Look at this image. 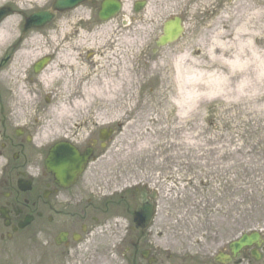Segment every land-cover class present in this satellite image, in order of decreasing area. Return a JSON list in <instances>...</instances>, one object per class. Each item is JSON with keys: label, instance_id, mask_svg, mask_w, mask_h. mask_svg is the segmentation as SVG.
<instances>
[{"label": "rangeland", "instance_id": "374dc122", "mask_svg": "<svg viewBox=\"0 0 264 264\" xmlns=\"http://www.w3.org/2000/svg\"><path fill=\"white\" fill-rule=\"evenodd\" d=\"M51 2L52 0H0V7L9 5L15 11L0 25V31L7 33L6 39L0 44V65L2 60H6L0 67V143L4 134L12 136L17 130L12 124L16 122L18 111L26 107L25 104L31 105V109L26 110L28 117L25 124L29 126L25 131L32 132L34 136H37L43 126L47 125L45 117L53 115L57 120L64 108L67 117L63 118V122L67 125L66 128L71 129L72 132L82 129L79 133L84 136L83 138L89 137V131L95 132L96 138L101 131L109 132L115 129L119 131L114 142L115 148L96 164L97 168L109 171L120 169L125 173L133 172L138 177H142V172L153 171V167L151 169L146 167L151 158L161 155L172 156L176 153L172 158L180 163H188L189 168L196 175L195 191L213 192L212 196L216 204L231 211H234L238 202L236 165L241 162L243 229L254 227L257 221L263 222L264 80L257 81L254 79L255 76L251 75L252 79L248 80V85L240 95L235 75L221 83L223 76L229 75L228 69L225 67L221 70L211 69L208 76L215 74V79L218 76L216 86L220 91L215 95H207L204 89L198 91L200 87L204 88L203 82H191L190 91L198 94L194 97L195 110L188 109L186 104L181 111L176 105L177 101H186L178 91L179 87L187 88L188 83H184L189 72H186V69L193 67V74L201 76L209 72L206 71L205 65L210 62L207 58L210 40L215 38L218 32H223V23H230V20H226L228 17H231L232 23L235 21V12L240 10L242 5L249 7L247 12L250 15L252 10L250 7L254 0H209L208 4L206 0H122L123 10L120 14L107 22L108 25L103 26L94 37L98 34L100 38L106 36L115 26L122 27L123 20L126 19L124 27L127 28L122 27V29L128 31V34L116 35V38L131 40L130 44L137 47L136 51L127 53V60L129 59L131 63L129 71L131 69L132 73L128 71L126 79L120 75L118 80L112 79V83L106 89V93H113L110 97L106 94L102 98L90 99L89 96L85 98L87 105L80 108L73 105V100L68 101L65 98L67 95L76 97L85 94L79 89L78 84L82 81L80 78L69 80V89L66 90L62 86V81L46 88L43 81L48 80L46 78L48 74L44 77L34 76L30 69L32 68L30 62L34 59L32 57L26 59L27 57L22 55L31 50L37 51V54L41 51V54L54 52V60H59L52 47L53 37H58L63 25L69 24L70 35L75 32L73 29L77 28L75 24L78 15L70 13L60 15L61 17L56 18L42 31L30 30L21 37L23 15L28 16L35 10L46 9ZM136 2L144 3L137 14L133 10ZM204 3L206 6L203 5ZM218 3L220 7L222 6L221 10L218 8ZM258 10H260L259 4L255 7V11ZM175 16L182 19L181 24L186 28V32L178 42L185 45H179V50L172 49V46H176V42L156 50L155 41L161 35L162 24ZM92 18L94 20L97 18L96 12L92 13ZM209 23L212 29L207 31L206 27ZM101 25L102 23L99 26ZM230 30L231 32L234 30L232 25ZM39 33L42 38L38 36ZM76 35L78 36L79 33ZM262 38L260 43L264 46V35ZM35 40L40 41L35 42ZM36 43L40 45L29 48ZM124 45L129 46L127 43ZM245 51L244 55H246ZM120 52L118 50L116 56H119ZM181 53L188 58L182 60V71L178 73L175 70V63ZM208 65H211V62ZM51 69L54 71V68ZM115 70L119 71L117 66ZM30 79L38 81L39 84L31 85ZM45 98L50 100L45 101ZM64 102L66 105H62ZM37 118L38 124H35ZM110 119L111 123H107ZM55 128L56 126L46 128V136L53 138ZM174 143L178 144L174 146ZM26 147L24 146L23 152L27 151ZM155 147L159 149H154ZM148 148V151H142ZM170 148H175L177 151H171ZM18 149L21 151L20 148ZM7 151L9 146L0 149V160L4 165L9 166L13 154ZM18 160L19 158L16 162L11 161L10 164L16 166ZM20 160L22 163L25 159L21 157ZM153 161L151 163L154 165L155 161ZM127 163L138 164L126 166ZM155 163L157 165V162ZM32 165L28 159L27 167ZM138 166H143L144 169L140 170ZM20 169L23 171L25 168H19L18 171H21ZM119 179L123 180L122 176ZM184 190H187L186 186ZM196 195L197 193L195 198L191 197L194 198L195 204L199 203L203 208L200 202L202 197ZM167 198H170V193ZM171 200L173 199L169 201ZM181 200L182 198L179 202ZM218 206L213 208L217 209Z\"/></svg>", "mask_w": 264, "mask_h": 264}, {"label": "flooded vegetation", "instance_id": "af4514ba", "mask_svg": "<svg viewBox=\"0 0 264 264\" xmlns=\"http://www.w3.org/2000/svg\"><path fill=\"white\" fill-rule=\"evenodd\" d=\"M102 2L90 0L75 9L77 31L92 32L100 25ZM78 55L83 60L87 52ZM45 57L48 64L39 75L30 68L34 76L43 73L55 54ZM23 130L12 136L3 132L1 137L0 149L9 146L11 161L19 160L16 166L9 161L0 168V264H264V221L254 227L262 241L250 248L232 247L245 232L241 162L236 165L238 202L231 211L216 204L213 192L195 191L196 175L188 163L172 158L176 153L151 158L146 167L154 172H142V177L97 168L115 148L116 129L102 131L97 138L89 131L83 138L82 129L72 132L65 127L38 147L33 146L36 135ZM58 143L75 148L76 166L59 169L57 160L46 165L50 149ZM196 193L203 208L195 204Z\"/></svg>", "mask_w": 264, "mask_h": 264}, {"label": "bare ground", "instance_id": "6f19581e", "mask_svg": "<svg viewBox=\"0 0 264 264\" xmlns=\"http://www.w3.org/2000/svg\"><path fill=\"white\" fill-rule=\"evenodd\" d=\"M208 1L209 0H206L207 4ZM258 4L260 5V10L256 12L255 7ZM203 5H205V3ZM218 8L219 10H221L222 8V6L220 7L219 3ZM248 8V6L242 5V8L235 12V21L232 23L231 17H228L226 20H230V23H223V32H218L217 35H215V38L210 40L211 43L208 46L209 52L207 53V58L208 61L211 62V65H208L210 62L205 65L206 71L209 72L201 76L193 74V67L186 69V72H189V75L186 77L184 83H188L187 88L179 87L178 89L179 94L186 101L181 100L176 102V105L181 108V111H183V109L186 107V104L188 105V109L195 110L196 102L194 100V97L198 96V94L196 95L194 92L190 91L191 82H203L204 88L202 86L198 91L204 89L207 91V95H215L220 91V88L216 86V83L218 82V76L216 77V79L214 78V76H216L215 74L208 76V74L211 73V69L221 70L224 67L228 69L229 75H224L223 80H220L221 83L230 80L235 75V77L237 78V90L240 95H242L245 87L248 85V80L252 79L251 75L255 76L254 79H256L257 81L264 80V49L262 48L264 46L260 43V41L263 40L262 37L264 35V0H254V3L251 4L250 7L252 9L250 15H248L247 12ZM124 21L127 22L126 19H124ZM106 25H108L107 22L102 23L101 26L96 27L92 32H87L86 30L81 29L77 31V34L79 33V35H76L72 38L70 35L71 31L68 29L69 24L67 26L63 25V30L59 33L58 37H53L52 40L54 44V46L52 45V47H54L55 51L57 52L56 57L59 60H53V62L39 76L44 77L48 74V76L46 77L48 80L46 82H44L45 80L43 81L44 87L47 88L52 86L54 83L62 81V86H64L66 90L67 88L69 89V80H74L72 78H75V80H77V78H80V80L82 81H80L78 84L80 86L79 89H81L85 94H81L76 97L67 95L65 97L66 99H68V101L73 100V105L79 108L85 107L84 105H87V101L85 98H88L89 96L90 99L92 97L102 98L105 97L106 94L108 97H110V95L113 93H106L107 87L110 83H112V79L118 80L119 75L125 79L128 77L127 72L131 67V63L129 62V59L127 60V53H130V51H136L137 47L130 44L131 40L128 41V39L124 40L122 38H116V35L123 36L128 34V31H124L122 29V27L127 28L124 26H115L112 32L104 37L100 38V34H98L97 37H94V35L98 33L103 26ZM231 25L232 27H234V30L232 32L230 30ZM226 28L230 31H228ZM206 29L207 31L212 29L210 23L207 25ZM38 36L42 38V35L40 33ZM6 37L7 33L4 31H0V44L6 39ZM37 41L39 42L40 40H35V42ZM124 43H127L129 46H125ZM36 45L40 44H33L29 48L32 49L34 47H37ZM179 45L185 44L177 43L176 46H172V49L176 48V50H179ZM233 47H235V51H233ZM118 50H120L121 52L119 56H116V52ZM244 50H246V55H244ZM80 51L87 52L86 58H84L83 60H81L80 56L77 55ZM36 52L37 51L35 50H31L22 55H24L23 57L25 58L27 57L26 59L32 57L34 60H36L40 56L42 51L38 52L39 54H37ZM185 58H188V56H185L183 53L178 55V61H176L175 63V70L178 71V73L182 71L181 62H183L182 60H184ZM31 62L30 64H32ZM115 66H117L119 71L115 70ZM51 68H54V71ZM129 73H132L131 69ZM247 74H249L248 77ZM84 76H86V79H84ZM212 77L214 79H211ZM29 83L33 86L39 84L38 81L34 79H30ZM29 92H31V89L29 90ZM20 93L21 92H19V94ZM26 102L28 101L26 100ZM25 105L26 107L24 106V108L20 109L18 111V114H16V122L12 124V127L21 130H25L26 128H28L29 125L25 124L28 117L26 110H30L31 105L29 103ZM62 105H66V103L64 102ZM60 115L61 116H58L59 119L57 120L53 117V115L45 117L48 126H43L42 131H40L38 135L35 136L33 140L34 147H38L48 141L49 138L48 136H46V128L56 126L55 129L57 130V132L54 136L56 137L61 134V130H64V128L67 126L63 122V118L67 117L64 108L61 110ZM110 121L111 119L107 120V123H109ZM35 124H38V121H35ZM176 144L178 143H175L173 145L176 146ZM148 150L149 148L142 151L146 152ZM3 166L4 162L0 160V168H2Z\"/></svg>", "mask_w": 264, "mask_h": 264}, {"label": "water", "instance_id": "95a60500", "mask_svg": "<svg viewBox=\"0 0 264 264\" xmlns=\"http://www.w3.org/2000/svg\"><path fill=\"white\" fill-rule=\"evenodd\" d=\"M86 0H54L52 6L48 10L39 11L33 13L29 17L25 18V24L23 27L22 35H24L30 29H41L49 25L55 18L57 13H62L65 11L72 10L80 3ZM142 5H136L135 10L138 11ZM120 9V4L117 1L107 0L102 4L101 10L99 12V18L101 20H106L112 17ZM13 14V12L8 8L0 9V22L7 16ZM182 33V28L180 26V21L178 19L167 21L163 25V35L159 38L157 42L158 47H163L167 44L174 42ZM45 61H42L35 65V71H39L40 68L45 64ZM60 152L57 147H54L51 150L50 155H56ZM62 153H65L62 155ZM62 156H68L71 160L76 157L74 150L67 149L59 153ZM61 157V156H60ZM62 159V158H61ZM64 165L69 166L70 161L66 160ZM258 240V236L251 235L249 237H244L241 240L243 246H250Z\"/></svg>", "mask_w": 264, "mask_h": 264}]
</instances>
